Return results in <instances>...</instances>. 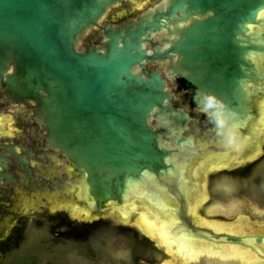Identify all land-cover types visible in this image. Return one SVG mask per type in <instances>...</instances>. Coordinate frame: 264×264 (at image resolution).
<instances>
[{
  "label": "water",
  "instance_id": "95a60500",
  "mask_svg": "<svg viewBox=\"0 0 264 264\" xmlns=\"http://www.w3.org/2000/svg\"><path fill=\"white\" fill-rule=\"evenodd\" d=\"M131 1L0 0V211L10 184L27 179L30 190L38 171L55 170L56 182L34 193L48 197L46 207L69 204L94 221L109 209L125 220L157 205L178 221L171 238L210 241L218 232L197 231L203 225L189 223L187 203L204 194L197 175L226 164L191 148L217 149L228 125L249 129L248 138L261 133L264 0H158L122 22L103 21ZM91 31L95 40L86 39ZM206 93L225 105L222 128L204 111ZM5 108L26 110L33 145L8 134ZM178 155L189 164L173 173ZM150 178L172 199L142 198L135 188L136 207L125 214L127 190L154 188ZM224 236L243 243L238 234Z\"/></svg>",
  "mask_w": 264,
  "mask_h": 264
},
{
  "label": "rangeland",
  "instance_id": "374dc122",
  "mask_svg": "<svg viewBox=\"0 0 264 264\" xmlns=\"http://www.w3.org/2000/svg\"><path fill=\"white\" fill-rule=\"evenodd\" d=\"M158 0H132L131 3H127L124 7H119L115 10H111L106 17H104V22H122L128 17H134L138 13L146 9V7L151 6ZM98 37L96 31H91L86 36L88 40H95ZM158 68L157 66H154ZM176 102L185 104L186 95L182 92H175ZM261 116L256 123V128H259L261 133H256L255 129L249 134L251 140L258 141L261 143L262 147L264 146V100L261 104ZM2 113L6 116L3 119V126L8 132V134L13 139H18L20 141L25 140L29 145L35 143L33 137L32 129L30 126V119L25 109L18 110L16 108H5ZM261 120V121H260ZM230 121V119H229ZM236 121H239L236 119ZM260 121V122H259ZM223 127V126H218ZM236 127L230 129V125L226 128V133L232 135ZM233 135H236L235 133ZM235 138L238 139L236 136ZM237 141V139H235ZM247 138L246 140H244ZM243 138L244 142H234L226 143L222 142L226 149L220 151L218 149H206L201 144H193L191 151L194 150L200 156H213L221 157V160L224 161L223 165L226 164V169H232L237 165H241L248 160H252L255 156H251L255 151L254 143L251 142L247 146V150L235 151V149H230L239 144H244L248 142L249 138L246 136ZM241 140V137L239 138ZM214 146V145H213ZM187 151V150H186ZM189 151V150H188ZM187 151V152H188ZM251 153L249 158L241 159L245 154ZM179 155L171 165V172L175 173L177 170H181V166L184 162L178 159ZM234 160L230 162V160ZM235 158V159H234ZM229 160V161H228ZM240 160V162H237ZM190 162V161H189ZM197 161H193V166ZM252 162V161H251ZM183 165V168L187 166ZM255 162H252L249 165H245L242 169L236 168L231 172L225 170L215 171L219 167L213 168L211 172H202L201 175L202 181H200L199 187L201 184V189L204 194L202 195L201 200L196 201L195 206L197 209L193 211L192 218H194L197 223L201 224V220H206L211 227V224L217 222V224L223 225L226 228L232 230V232H244L248 231L247 229H252V232H257L258 228L262 227V222H264V156L261 160L260 168L255 166ZM196 166V165H195ZM67 165L63 168L65 171ZM175 169V171L173 170ZM41 169L49 170L50 167H43ZM196 169V167H194ZM62 171V169L60 170ZM59 171V173H60ZM42 178L47 180L57 179L55 175V170H52L50 176H47L46 173L40 174ZM246 174V177H244ZM259 177V182L255 181L256 177ZM248 180L244 179L247 178ZM150 178L149 183H152L154 188L148 189L147 185L142 188H137L140 190L139 193H143L142 196L154 195L157 201L167 198L166 202H169L172 199V193L170 194L168 188L162 182L161 184L155 183L154 179ZM244 179V180H242ZM242 180V181H241ZM246 180V181H245ZM255 181V182H254ZM197 189V183L194 184ZM174 188V187H171ZM192 189V188H191ZM136 190V192H137ZM242 190H246L243 192ZM16 195H12L14 210L19 215L23 216L21 219L25 221V227L23 230L22 236L18 239L19 243L17 246H14L15 243H12L16 248L11 247V251H5L3 256H0V264H184L185 258L175 257L172 249H169L166 246L164 250L159 236H153L152 233H155L156 225L152 222L143 218L140 214L134 215L133 219L123 220L121 214L115 213L113 210H108L106 213H103L101 216L103 220L98 222H92L84 224L83 221L88 219L84 216H79V214H73L75 208L70 210V205L66 204V208L57 205L54 202H49L47 205L48 211L53 213L52 216L45 215V219L41 221L40 225L32 224V216L29 214L30 210H41L44 206V202L48 201V197H43L40 195L37 197L33 196V193L25 194L19 192V189L16 188ZM191 196L194 198V193ZM200 200V202H199ZM73 201V202H71ZM70 202L73 207H77L79 210L83 211L84 207H78L76 202L71 199ZM133 203V200H131ZM163 201V200H162ZM134 204V203H133ZM190 204V203H189ZM198 204V206H197ZM55 205V207L53 206ZM169 205V204H168ZM192 204H190L191 206ZM161 208V207H160ZM192 208V206H191ZM195 209V207L193 206ZM30 209V210H29ZM158 211V209L155 207ZM29 211V212H27ZM63 213L67 214L72 219V232L67 235H62L57 232L51 231L50 222L58 216H63ZM80 213V212H79ZM170 215V214H169ZM125 216V215H124ZM172 217V215H170ZM197 218H196V217ZM242 217L246 220L247 224L244 221H240L234 224H226L233 221H236L237 218ZM6 219V217H5ZM87 219V220H86ZM171 219V218H170ZM200 219V221H199ZM154 221V220H153ZM216 221V222H215ZM178 222V221H177ZM224 222V223H223ZM143 227V230L146 231L149 236L154 239L153 242L149 243L142 239L141 234L144 233L140 228ZM152 226L154 228H152ZM179 224L177 223L174 227L177 229ZM133 227V228H132ZM152 230H151V229ZM134 229L135 232L132 230ZM213 229V228H212ZM214 230V229H213ZM226 230V229H225ZM86 231V232H84ZM151 231V232H150ZM216 231V230H214ZM137 232V233H136ZM219 232V231H217ZM177 236L179 242L184 244H190L191 240H187L189 237L179 233ZM144 239V238H143ZM175 239V238H174ZM208 244V243H207ZM219 243L213 244L218 245ZM157 245L158 247H156ZM211 245V244H209ZM220 245V244H219ZM223 244L222 246H224ZM236 246V245H234ZM226 247V245H225ZM159 248V249H158ZM13 250V251H12ZM248 251V250H247ZM253 255H258L256 251L251 252ZM216 255V254H215ZM212 254V256H215ZM218 255V254H217ZM186 257V256H184ZM148 258L152 259L150 261ZM239 258V257H237ZM236 258V259H237ZM241 261L242 259L239 258ZM203 263L210 264H221V263H211L210 260L206 261L202 259ZM243 262V261H242ZM252 263H254L252 261ZM202 264V263H201ZM240 264V263H239ZM243 264H247L244 263Z\"/></svg>",
  "mask_w": 264,
  "mask_h": 264
},
{
  "label": "flooded vegetation",
  "instance_id": "af4514ba",
  "mask_svg": "<svg viewBox=\"0 0 264 264\" xmlns=\"http://www.w3.org/2000/svg\"><path fill=\"white\" fill-rule=\"evenodd\" d=\"M248 130L249 129H246V130H242L240 132L241 140L239 138L238 139L235 138L236 136L234 138L237 139V141H235L234 138L229 139L230 136L228 138L225 137V139H227L228 142H225L224 144H226V143H234V142H244L243 138L245 137V135L248 132ZM14 140H16V139H14ZM251 142L252 143L255 142L254 143V145H255L254 146L255 151L253 152L252 155H251V153L245 154L241 159L249 158L250 155L251 156H255L254 159L248 160L247 162H244L241 165H237V166H235L232 169H226V167H224L221 170H225V171L231 172L232 170H234L236 168H241L242 169L245 165H249L252 162H255L256 163L255 166L257 165V167L260 168L261 160H262V157L264 156V146H263V148H261L262 145H261V143H258V141L251 140L249 138L248 142H246L244 144H239V145H237L235 147H231L230 149H235V151L247 150V146ZM219 145H222V144H219ZM221 148H222V146H220V149ZM227 149H229V147ZM229 160H230V158H229ZM233 161L234 160H230V162H233ZM237 162H240V160H238ZM180 168L182 169V166ZM218 170H220V169H217L215 171H218ZM38 172H40V171H38ZM38 172L34 175V177H32V180H33V182L35 184L33 186V189H30V190L26 189V181H27V179H22L23 183H22V181L20 183H17V181H16V182L10 184V186H9V190H8V192L6 194V197H5L6 199H5L4 205L2 206V209L0 211V256H3V253L5 251H8V250L11 249V247L13 246V245H11L12 243H15L14 246H17L18 245V243H19L18 239L22 236L23 230H24V227H25V221H22L21 218L23 216H26V215H19L14 210V204H13V197H12V195H16V192H17L16 191V188H18L19 189V192H22V194H23V192L25 194L33 193V196H34V193L36 191H40V192L42 191V192H44L43 189L39 190L36 187H41L42 188L44 184L48 185L49 183L56 182V180H57V179H55V180H46L45 178H42L41 176H39ZM246 174L247 173L244 174L245 175L244 177H246ZM43 179H44V181H43ZM244 179L248 180V177L247 178H244ZM244 179H242V180H244ZM255 181H258L259 182V177L258 176L255 178ZM246 182H249V180L246 181ZM146 185H147L146 182L145 183H142L141 186H140V188H142L143 186H146ZM242 191L243 192H246V190H242ZM40 192H38V193H40ZM130 196L135 199V197L133 196L132 192L131 193L130 192L128 193L127 199H129ZM142 198L140 199V201H143ZM200 200H201V196H200ZM200 200H199V202H200ZM262 204L264 205V202H262ZM191 206H190L189 203H187V207H188L187 208V212H188V214H189V212H191L192 214H194L193 211H192V210H194V208L193 207L191 208ZM197 206H198V204H197ZM157 209H158V212L161 213V215L165 216L168 220H170V221L175 220L176 221V223L172 227V229H174V227L178 223L177 220H176V217L174 215H172V217L169 216V213L167 211L163 210L162 208H160L159 206H157ZM196 209H197V207H196ZM27 212H29V211H27ZM29 214H31V216L33 218V219H31V221H32V224H34V225H40L41 224V221L43 219H45L44 218L45 215H48V216H52L53 215V213H51L50 211H48V208L46 206H43L41 210H38V209H35L33 211L30 210ZM139 214L143 218H145L148 221L152 222V224L156 225L155 223H157L156 228H155V233H152L151 231L150 232H151V234H153V236H155V235L159 236L160 243H161V245H162V247H163L164 250L166 249V246H167L169 249H172L175 257L186 258V260H189L190 259V258L184 257L183 255H181V254L178 253L177 248H176L177 246H176V244L173 243V242L176 243L177 240L174 239V238H171L169 236V233H168V236H169V239L170 240L169 239H166V236L163 234V230H164L163 222H159V221H157L156 219H154L152 217H149L147 215H143L142 213H140V211H139ZM5 217H6V219H5ZM191 217H192V215L188 219V221H189L190 224H192ZM100 220H103V218L100 219ZM241 220L244 221L247 224L246 220L244 218H242V217L237 218L236 221H233V222H230V223H226V224H234L235 225L236 223L240 222ZM98 221L99 220L96 219L94 221L87 220L86 222L85 221H83V222H84V224H88V223L90 224L92 222H98ZM199 221H200V219H199ZM202 221L203 220H201L200 222H202ZM261 225H263V226L260 227V228H258V230H257L256 233L255 232H252V229L253 228L252 229H247L248 231L234 233V232H232V230L228 229V227H227L228 231H226V230L219 231V234L216 233V235H218V236H216L215 238L213 237L214 239L212 238V240L206 241V242H209L212 245L215 244V243H220V244H225V245L227 244L226 246L228 247V245H233L234 246V245H238V244H241V243H238L237 244V243H234L233 241L227 240V239H225L226 237L224 235L234 236V235L238 234V235H240L242 237L244 236L243 237L244 242L242 243L243 245H240V246H244V248H246V249L248 248L252 252L253 251H256L257 254L259 255L260 260H262V261H260V263L262 262L264 264V239H263L264 238V222H262V224H260V226ZM50 226H51V229H50L51 231H53L54 233L57 232V233L62 234V235L65 236V235L68 234L67 232H69V234L72 232V219L67 214L63 213V216L60 215V216H58V218H54L50 222ZM152 228H154V227L152 226ZM132 230L135 232L134 229H132ZM197 231H204L205 233L206 232L208 233V231H210L212 233V229L209 228V227H207V226H204V228L202 227V229L197 230ZM84 232H86V231H84ZM213 233H214V231H213ZM222 234H224V235H222ZM251 235H253V236H251ZM141 236H142V239H140V240H144V241H147L149 243L153 242V240L150 241V238L147 237V235L145 233H142ZM257 236H259V237L262 238V242H260V241L256 242L254 240ZM204 237H206V236H204ZM204 239H206V238H204ZM219 240H221V241H219ZM245 240H246V243H245ZM245 245H248V246L245 247ZM14 246L12 247L13 249L16 248ZM155 246L158 247L157 245H155ZM205 254H207V253H205ZM148 259L150 261H152L153 258L152 259L148 258ZM202 259H205L206 261L210 260L211 263H217V262L218 263H227V262H229L230 264L235 263V262H231V261H222L221 258L219 256H217V254L215 256H212V254H209V255L208 254L207 255L199 254L198 257L195 258V261L196 262H194L193 264H201V263L202 264H206V263H203L202 262ZM253 262H255V263H252V264H257L256 261H253ZM260 263H258V264H260ZM184 264H186V263H184ZM208 264H210V263H208ZM240 264H243V263H240Z\"/></svg>",
  "mask_w": 264,
  "mask_h": 264
},
{
  "label": "bare ground",
  "instance_id": "6f19581e",
  "mask_svg": "<svg viewBox=\"0 0 264 264\" xmlns=\"http://www.w3.org/2000/svg\"><path fill=\"white\" fill-rule=\"evenodd\" d=\"M240 131L238 130V128H236V130H234L233 134L235 133L236 135H228V136H225L226 138H228L230 136L229 139H232L234 138L235 136H237L238 138H240ZM247 138H245L244 140H246ZM222 142H228L227 139H224ZM221 143V142H220ZM220 146H222V148L220 149ZM217 149H220L221 151L226 150L227 148L222 145H219ZM221 158V157H220ZM194 160V159H193ZM193 162V161H192ZM187 162L185 161L184 164H186ZM197 163V162H196ZM193 164V163H192ZM152 180V179H151ZM155 181V180H154ZM139 186H131L129 188V190H127L126 192V197H125V207L123 208V212L125 214H128L129 211H131V209H134L136 207V203L133 204L131 203L132 201L131 200H136L137 198H133V197H129V199H127L128 197V193L132 192L133 196L135 197L137 194L136 193V189L138 188ZM136 188V189H135ZM192 189H195L196 186L193 184ZM56 195V194H55ZM199 196H200V193L198 192V194H194V202L192 204V207L194 206L195 209L194 211L196 210V201L199 199ZM143 197V196H142ZM141 199V198H139ZM130 200V201H129ZM153 206V207H152ZM150 208L149 207H146L145 209L141 210L140 213H142L143 215H147L149 217H152L154 219H156L157 221L159 222H163V225H164V230H163V234L166 236V239H169V236H168V231L170 229H172L173 225L176 223L175 220H168L165 216L161 215V213H159L155 207L157 208V205H152ZM79 207V206H78ZM188 208V207H187ZM139 214V212H138ZM124 215V214H123ZM166 215V214H165ZM191 215V214H190ZM126 216V215H125ZM170 216V215H169ZM193 216V215H192ZM206 220H203L201 222V224L203 225H209L207 224L208 222H205ZM204 228V226H202ZM209 227V226H208ZM211 227L217 231H222V230H225L228 231V229L223 226V225H220V224H217V223H214V224H211ZM211 228V229H212ZM175 229V228H174ZM207 229V228H206ZM212 229V230H213ZM213 230V231H214ZM215 232V231H214ZM225 232V231H224ZM229 233V232H228ZM219 234V232H218ZM254 235V234H253ZM251 235V236H253ZM151 236V235H150ZM246 236V235H245ZM249 236V235H248ZM244 237V236H243ZM214 239V238H213ZM226 239V238H225ZM264 239V238H263ZM170 240V239H169ZM174 240V239H173ZM191 240V243L190 244H184V243H180L179 240H175V242H173L174 244H176V248H177V251L179 254L183 255V256H186L187 258H190L189 260H186L185 258V263L186 264H193L195 261V258L198 257L199 254H204V255H209V254H218L217 256H219L221 258L222 261H231V262H235L233 264H239V263H243L239 258H241L244 263H247V264H252V261H256V263H260V258H259V255H253L254 253L251 254V250L250 249H246L244 248V246H240V245H243V244H238L236 246H233V245H228V247L225 245L222 247L223 244H218V245H212L211 243L209 242H206V241H201L202 239H198V240H193V239H190ZM200 240V241H199ZM167 241V240H166ZM189 241V240H188ZM217 241V240H216ZM221 241V240H219ZM223 241V240H222ZM244 242V240H243ZM172 243V244H173ZM208 243V244H207ZM245 243H246V240H245ZM211 244V245H209ZM227 245V244H226ZM171 246V245H170ZM174 246V245H173ZM248 245H245V247H247ZM250 246V245H249ZM248 250V251H247ZM258 250V249H257ZM207 253V254H205ZM261 253V252H260ZM239 257V258H237ZM237 258V259H236ZM258 261V262H257ZM229 262L227 263H221V264H228ZM255 263V262H254ZM262 263V262H261ZM260 263V264H261ZM230 264V263H229ZM263 264V263H262Z\"/></svg>",
  "mask_w": 264,
  "mask_h": 264
},
{
  "label": "clouds",
  "instance_id": "9594fccd",
  "mask_svg": "<svg viewBox=\"0 0 264 264\" xmlns=\"http://www.w3.org/2000/svg\"><path fill=\"white\" fill-rule=\"evenodd\" d=\"M204 111L209 116V119L216 123L218 126H223L226 123L224 115L225 105L214 93H206L203 97Z\"/></svg>",
  "mask_w": 264,
  "mask_h": 264
}]
</instances>
